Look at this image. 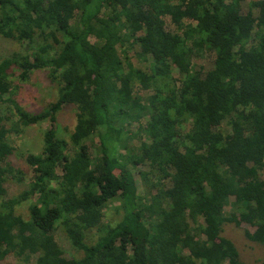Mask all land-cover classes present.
Listing matches in <instances>:
<instances>
[{
    "label": "trees",
    "instance_id": "1",
    "mask_svg": "<svg viewBox=\"0 0 264 264\" xmlns=\"http://www.w3.org/2000/svg\"><path fill=\"white\" fill-rule=\"evenodd\" d=\"M0 37L24 45L0 56V264H249L234 227L264 247V0H0ZM39 70L57 99L32 113L13 79ZM41 122L33 176L12 196L26 179L9 135Z\"/></svg>",
    "mask_w": 264,
    "mask_h": 264
},
{
    "label": "rangeland",
    "instance_id": "2",
    "mask_svg": "<svg viewBox=\"0 0 264 264\" xmlns=\"http://www.w3.org/2000/svg\"><path fill=\"white\" fill-rule=\"evenodd\" d=\"M245 9L248 11L249 6L245 4ZM167 27L168 30H174L175 27L171 22V18L167 17ZM23 46L21 43L8 39L5 37H0V56L7 55L13 51H21L23 50ZM132 58L136 65H140L137 58H134L133 52ZM214 53H204V56L200 59L196 60V64L198 68L209 70L212 68L214 59ZM18 75V72L15 76ZM176 78L179 77L177 73H174ZM16 82L17 89L15 91L14 99L27 111L32 113H37L46 108L50 103L56 101L57 99V91L56 87L53 85L51 80L49 79L48 72L45 70H39L32 74V77L28 82H20L17 77L13 79ZM137 93L142 97H147L151 90H144L141 86L137 87ZM49 122H41L33 126L26 127L23 132L11 134L9 135V145L12 147L14 152V157L17 162V165L24 172L26 182L20 183L18 180L12 184L10 192L12 196H17L22 192L26 186L28 181L33 176V167L30 164L28 157L31 154L37 155L42 152L43 149V140L44 133L46 130L50 128ZM56 128L59 131L61 137L68 139L71 132H73L76 125V110L73 107H65L58 115V121L55 124ZM135 126V125H134ZM224 130L229 129L228 121H224L222 123ZM95 143L89 141L87 143V147L90 150L92 155V151L95 148ZM148 167H135L133 170L135 172V176L140 178V171H149ZM58 174H62V168L58 167ZM18 213L21 214L25 218H29L28 214V205L25 203L23 206L18 207ZM119 217L117 211L116 203H112L109 205L106 211L105 222L114 223ZM249 231H253L251 226L246 227ZM86 235L88 236L89 241H93L96 239L98 234L96 229H84ZM243 228H235L231 229L229 234L233 237L238 250L241 254L243 260L248 262L249 264H262V260L264 258V247L260 246L256 243L248 241L243 233ZM58 238L60 244L69 252H72L71 243L68 240L63 230L58 231ZM2 264H34L32 261H26L24 259L18 258L16 256H9L2 262Z\"/></svg>",
    "mask_w": 264,
    "mask_h": 264
}]
</instances>
